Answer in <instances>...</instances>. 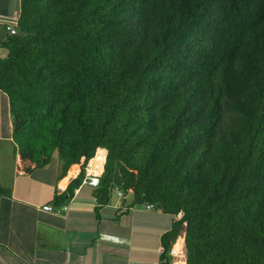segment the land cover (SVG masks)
Returning a JSON list of instances; mask_svg holds the SVG:
<instances>
[{
	"label": "trees",
	"instance_id": "obj_1",
	"mask_svg": "<svg viewBox=\"0 0 264 264\" xmlns=\"http://www.w3.org/2000/svg\"><path fill=\"white\" fill-rule=\"evenodd\" d=\"M2 44L22 161L104 148L96 216L112 185L179 215L159 264L182 233L185 264H264V0H20Z\"/></svg>",
	"mask_w": 264,
	"mask_h": 264
},
{
	"label": "crops",
	"instance_id": "obj_2",
	"mask_svg": "<svg viewBox=\"0 0 264 264\" xmlns=\"http://www.w3.org/2000/svg\"><path fill=\"white\" fill-rule=\"evenodd\" d=\"M19 13L20 0H0V59L8 53L2 44L9 34L5 23L16 22ZM61 166L56 152L44 166L20 159L12 140L9 100L0 90V264L158 261L160 236L179 215L146 204L128 207L131 191L119 193L114 185L109 188L108 202L99 207L98 216L94 187L84 183L65 195L67 201L56 205L52 201L54 193L65 191L79 168V164H72L61 175ZM45 204L53 210H44ZM177 238L182 239L184 253L183 233Z\"/></svg>",
	"mask_w": 264,
	"mask_h": 264
},
{
	"label": "built area",
	"instance_id": "obj_3",
	"mask_svg": "<svg viewBox=\"0 0 264 264\" xmlns=\"http://www.w3.org/2000/svg\"><path fill=\"white\" fill-rule=\"evenodd\" d=\"M17 23H5V29L8 31L9 34H15L17 32L16 28ZM80 169L82 170L83 176H82V183L88 184L90 186H97L99 182V176L103 171V162L93 161L91 158L81 165L80 163ZM147 207H152L151 204H147ZM44 210L52 211L53 208L50 204H45L42 206ZM62 208H65V205L62 206ZM169 256L171 257L170 264H183V260L181 259L183 254L180 252H176L172 247L169 250ZM154 264H159L158 261L154 262Z\"/></svg>",
	"mask_w": 264,
	"mask_h": 264
},
{
	"label": "bare ground",
	"instance_id": "obj_4",
	"mask_svg": "<svg viewBox=\"0 0 264 264\" xmlns=\"http://www.w3.org/2000/svg\"><path fill=\"white\" fill-rule=\"evenodd\" d=\"M104 155H105V150L104 149H98L95 153V155L91 158L93 161H98V162H103L104 160ZM74 171L73 168L71 169V172ZM64 182V181H63ZM179 236V235H178ZM182 239L181 238H176L172 244L170 245L169 249H168V254H169V250L172 247L176 252H180L183 254L182 256V260H183V264H185V252L183 253L182 249ZM170 261H171V257H170ZM170 264V263H169Z\"/></svg>",
	"mask_w": 264,
	"mask_h": 264
},
{
	"label": "clouds",
	"instance_id": "obj_5",
	"mask_svg": "<svg viewBox=\"0 0 264 264\" xmlns=\"http://www.w3.org/2000/svg\"><path fill=\"white\" fill-rule=\"evenodd\" d=\"M98 150V148L96 149V151ZM96 151H95V153H96ZM95 153H94V155H95ZM93 155V156H94ZM106 155V154H105ZM92 158V157H91ZM104 161L105 160H103V165H104ZM87 162V161H86ZM86 162H84V157H81V159H80V162L79 163H77V164H79V168H78V172H77V175L79 174V173H81L82 172V170L80 169V163H81V165H83L84 163H86ZM76 164V163H75ZM103 172V171H102ZM100 176H101V174H100ZM100 176H99V178H100ZM81 183H82V181H81ZM99 183V182H98ZM85 184V183H84ZM88 185V184H87ZM90 186V185H89ZM92 187H95V186H92ZM117 191L120 193V191H122V190H120V189H117ZM123 192V191H122Z\"/></svg>",
	"mask_w": 264,
	"mask_h": 264
},
{
	"label": "rangeland",
	"instance_id": "obj_6",
	"mask_svg": "<svg viewBox=\"0 0 264 264\" xmlns=\"http://www.w3.org/2000/svg\"><path fill=\"white\" fill-rule=\"evenodd\" d=\"M16 23H17L16 28L18 29V19L16 20ZM16 151H17V149H16ZM130 194L132 195V191L130 192Z\"/></svg>",
	"mask_w": 264,
	"mask_h": 264
}]
</instances>
